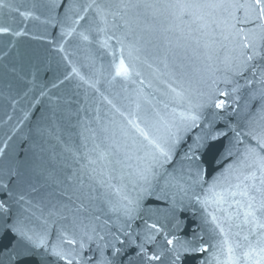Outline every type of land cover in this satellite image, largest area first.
Listing matches in <instances>:
<instances>
[{"label":"water","instance_id":"1","mask_svg":"<svg viewBox=\"0 0 264 264\" xmlns=\"http://www.w3.org/2000/svg\"><path fill=\"white\" fill-rule=\"evenodd\" d=\"M0 264H264L253 0H0Z\"/></svg>","mask_w":264,"mask_h":264},{"label":"snow or ice","instance_id":"2","mask_svg":"<svg viewBox=\"0 0 264 264\" xmlns=\"http://www.w3.org/2000/svg\"><path fill=\"white\" fill-rule=\"evenodd\" d=\"M253 6H254V9L260 13V16L264 17V0H253ZM85 39H87V37H85ZM222 106H223V102L221 101L217 105V107H222ZM169 243H171V241H169Z\"/></svg>","mask_w":264,"mask_h":264}]
</instances>
